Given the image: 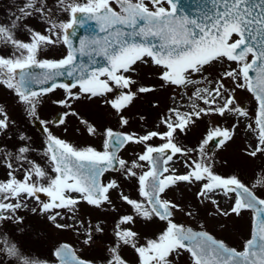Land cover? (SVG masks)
Here are the masks:
<instances>
[{
  "label": "snow or ice",
  "instance_id": "1",
  "mask_svg": "<svg viewBox=\"0 0 264 264\" xmlns=\"http://www.w3.org/2000/svg\"><path fill=\"white\" fill-rule=\"evenodd\" d=\"M179 3L54 0L53 7L49 0H20L9 20L0 22V48L11 50L8 55L0 54V88L14 96L29 121L38 123L45 135L40 153L44 163L31 158L36 149L23 132L12 151L0 146V169L4 171L0 178V251L13 258V264H96L78 255L67 242L54 246L51 261L28 255L3 231V225L22 224L24 217L19 213L32 202L29 210L33 214L45 217L58 230L83 236L82 244L91 247L97 240L94 233H104V222L86 221L79 215V206L84 203L115 211L113 192L131 212L114 218L111 242L99 245L105 253L100 264H133L125 249L133 252L134 264H264V169H253L247 180L237 172L221 174L206 148L210 142L225 147L243 126L248 142L242 154L252 159L264 156V0H211L210 7L203 0L197 3L202 9L199 21L178 15ZM34 16L46 24L43 32L25 23ZM89 22L95 23V29ZM21 28L26 39L17 35ZM78 28L98 29L103 35L83 36L76 46L72 37ZM57 46L65 50L59 58H41L47 48ZM78 56L88 57V63H78ZM96 57L104 63L99 64ZM141 65L157 70L158 85L140 81ZM64 76L72 82L58 83L57 78ZM57 89L63 96L51 103L63 111L54 120L42 119L39 108ZM158 89L172 90L173 106L143 133L112 127L101 131L74 108L83 98L100 100L118 118L119 127L125 128L129 125L125 113L135 101ZM241 90L256 102L252 114L245 98L238 96ZM69 116L77 118L88 136L102 138L99 148L53 134L49 125H66ZM213 116L221 120L234 117L235 121L230 126L206 125L198 147L179 142L178 136L186 135L197 121ZM14 124L7 105L0 102V136L7 135ZM130 145L142 150L125 159L121 153ZM177 163L184 171L175 167ZM113 172L124 180H135L138 198L125 194L117 179H105ZM181 184L189 190L198 185L197 207L212 205L214 211L206 209V216L225 222L216 224L213 231L206 223L196 230L177 222V213L196 214L190 203L168 197ZM244 212L251 213L249 234L238 241L239 247L233 246L216 230L223 232L229 227L227 218H239ZM138 221L144 228L162 226L142 235L134 230Z\"/></svg>",
  "mask_w": 264,
  "mask_h": 264
},
{
  "label": "rangeland",
  "instance_id": "2",
  "mask_svg": "<svg viewBox=\"0 0 264 264\" xmlns=\"http://www.w3.org/2000/svg\"><path fill=\"white\" fill-rule=\"evenodd\" d=\"M50 6L54 7V0H49ZM20 5V0H0V22H7L11 17V14L16 12L17 7ZM58 18L63 19V13H57ZM28 27L34 28L37 31L43 32L46 27V24L41 21L38 16H34L29 18L26 22ZM33 24H40L41 28ZM17 35L21 39L27 38V33L23 28L17 30ZM10 48H0V54L8 55L10 54ZM64 52L63 46L57 47H49L47 48L41 55V58H50L52 56H59ZM234 66V65H233ZM156 69L150 66H140V75L139 79L142 83L145 84H155L158 85L159 81L156 79L155 73ZM172 90L171 89H158L156 92L142 96L140 99L136 100L134 105L125 113V115L129 118V125L125 128H120L118 124V118L114 113H111V110L102 104L100 100H92L89 101L86 98L81 99L78 102H75L74 108L80 114L81 117L89 120L94 123L99 130H103L105 127H112L113 129L119 128L123 129L126 132H139L143 133V131L152 129L156 123H158L159 116L163 115L169 107H172V100L170 99ZM63 96V91L57 89L54 93L49 94L44 98V103L40 106L39 111L47 110L46 117L43 114H39L42 119H46L51 116L57 108H60L57 105L51 103L52 100L59 99ZM239 97L245 98V104L250 114H252L256 109V102L251 97L249 93L246 91H238ZM14 96L6 91L3 88H0V102L7 105L9 115L12 120L15 121L14 126L10 129L9 133L5 136H0V146L7 148V150L12 151L13 145L16 144L17 136L19 133L23 132L32 138L33 148L36 149L31 154V158L37 160L38 162L44 163L41 159V144L44 141V135L39 134L32 122L29 121L26 113L23 110V106L14 102ZM152 104L158 105L157 108L152 107ZM63 110V109H61ZM111 113V114H110ZM145 117L144 120H140V117ZM235 121V118H228L221 120L219 117H205L203 120L197 121V126L192 128L186 135L182 134L178 136V140L180 143L185 145L186 147L193 148L198 147V141L202 139V135L206 134V125L211 124H221L223 126H230ZM53 126V125H52ZM49 125L50 130L56 136L69 140L78 145H86L91 144L96 147H100L102 143L101 137H90L83 130V125L79 123L76 117L69 116L67 118L66 125H60L57 127H52ZM65 127L67 128V132H65ZM34 128V129H33ZM79 129V131H77ZM11 137L12 139H9ZM246 134L243 130V126L237 132L236 137L233 141L229 142L225 147L218 148L214 147L212 151H207L216 161L215 168L216 171L227 175L232 172H237L241 175V179L247 180V178L251 175L252 170L260 171L264 169V156H258L255 159L249 158L242 154V150L247 143ZM154 143H159V141H154ZM142 148L137 145H130L128 148L122 151L121 155L125 159H130L134 156L135 152L141 151ZM183 159V158H179ZM175 167L179 171H184L182 164L177 163ZM4 171L0 169V178H3ZM113 177H121L120 173H113ZM105 179H110L109 174L105 175ZM122 190L125 194L130 195L132 198H138V194L136 191V182L135 180H127L126 182H120ZM198 188L197 186H193L190 190L183 184L180 185L179 189H173L169 191L168 197L174 198L180 203H190L195 209L194 217H187L183 214L177 213L176 220L179 223H184L185 225H191L193 227H197L201 223H206L209 231H213L214 226L218 223L225 222L220 218H213L211 215L206 216V209L211 212L214 211L213 206L210 204L199 205L197 207V201L195 199V192ZM112 199L115 205V211L111 208L108 209H95L87 204H80V212L79 215L83 217L86 221L90 220L93 225L98 222L103 221L102 226L105 228L104 233H94L97 238L96 243L91 247L85 246L82 244L83 236H77L71 230H58L55 227L51 226L46 218L40 215L33 214L29 209L34 206L32 202H29L28 209H22L20 211V215L24 217V221L31 220L38 222L39 226H35L33 228V232L30 234L32 245H30L31 251L35 255V257L40 258L41 260H53L51 255V247L53 248L56 242L61 240V238L66 237V239L70 242H75L80 252L83 256H88L90 259L100 262V258L105 255L99 250L100 244H109L111 242V226L114 221V218L118 215L125 214L131 212V209L126 204H123L117 199L116 192L112 193ZM222 206H226L224 202H222ZM250 218L251 213L244 212V214L237 218L235 216L227 218L226 222L229 227L226 228L223 232L216 230V234L228 242H230L233 246L239 247L238 241L247 237L249 234L250 227ZM62 223L71 221H61ZM10 226H6L10 229L4 228V231L10 233L12 236L15 235V231L18 230V226L12 223ZM21 225V224H20ZM162 225H155L149 228H144L141 222H137L134 230L141 232L143 235L146 232H152L156 227H160ZM5 227V226H4ZM44 227L47 232L51 234L50 244L46 239L47 236L44 233ZM24 230L21 232L23 233ZM94 250L93 252H91ZM125 256L133 262L134 264V254L130 249H125ZM181 264H184L182 261Z\"/></svg>",
  "mask_w": 264,
  "mask_h": 264
},
{
  "label": "flooded vegetation",
  "instance_id": "3",
  "mask_svg": "<svg viewBox=\"0 0 264 264\" xmlns=\"http://www.w3.org/2000/svg\"><path fill=\"white\" fill-rule=\"evenodd\" d=\"M34 26H35V28H36V26H37V27H39L40 29H43V28H41V25H40V24H35ZM43 30H44V29H43ZM59 110H61V108H57L56 111H59ZM56 111H55L51 116H49L47 119H48V120H52V118H53L54 114L56 113ZM61 111H63V110H61ZM39 114H43L45 117H46L45 114L48 115L47 110H41V111H39ZM53 126H54V127H57L56 125H53ZM118 129H119V128H118ZM113 173H116V174H117L118 172H113ZM113 173H107V174H109L110 179L115 178V179H117L119 182H126V181H127V180H124V179L121 178V177H116V176L113 177V176H112ZM250 220H251V218H250ZM34 227H35L34 222H32V221H30V222H28V221H23V223H22L21 225L18 226V230H20V231H15L16 233H15V235H13V238L16 240V242L19 243L21 249H22L26 254L31 255V256H33V257H35V255L33 254V252L31 251V248H30V245L33 244V243H32V240H31V236H30V234L33 232V231H32V228H34ZM23 230H24V232L21 233ZM3 231H4V230H3ZM5 232H7V231H5ZM9 234H10V233H9ZM45 235L48 236L47 233H45ZM74 244H75V243L72 244L73 248H74ZM75 246H76V248L78 249L77 244H75ZM79 255H80V254H79ZM0 264H13V258L7 256L4 252L0 251Z\"/></svg>",
  "mask_w": 264,
  "mask_h": 264
},
{
  "label": "water",
  "instance_id": "4",
  "mask_svg": "<svg viewBox=\"0 0 264 264\" xmlns=\"http://www.w3.org/2000/svg\"><path fill=\"white\" fill-rule=\"evenodd\" d=\"M201 2H203V0H180V3L178 5V8H179L178 15H187L189 18H192V19H197L198 21L202 20V15H201L202 9H201V7L197 6V3H201ZM206 2H207V5H209L211 0H206ZM95 27L93 29H95ZM76 31H78V30H76ZM85 32H88V33H91V34L97 35V36L103 35L102 33H99L98 29L95 31L86 30ZM78 44L79 43H74V45H76V46H78ZM96 59L99 61V64L102 65L103 60L100 57H96ZM79 62H84L85 64L88 63L87 60H85L81 56H78V63ZM94 66H96V65H94ZM33 71L39 72L41 70L40 69H33ZM252 75H254V74H252ZM57 82L58 83H71L72 81L69 77L64 76V77H58ZM33 87H36V86H33ZM35 125L40 131H43L38 123H35ZM208 146L210 147V149H212L215 146V144L210 142V144ZM196 230H198V229H196Z\"/></svg>",
  "mask_w": 264,
  "mask_h": 264
}]
</instances>
